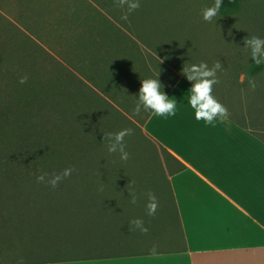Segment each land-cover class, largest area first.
<instances>
[{
  "label": "trees",
  "instance_id": "trees-1",
  "mask_svg": "<svg viewBox=\"0 0 264 264\" xmlns=\"http://www.w3.org/2000/svg\"><path fill=\"white\" fill-rule=\"evenodd\" d=\"M21 2L31 7L29 18L10 13L12 20L0 11V249L7 252V242L21 241L27 253L38 257L13 262L0 258V264L148 253L94 249L102 237L117 235L116 230L124 235L131 228L133 206L139 203V211L144 210V197L151 191L144 182L145 172L134 175L137 169L125 165L119 153H104L109 133L132 126L172 160L169 193L158 202V220L183 241L170 186V176L183 166L125 113L128 109L110 101L120 91L141 87L142 79L154 73L139 58V50L129 51L133 45L127 40L133 42L136 33L114 22L119 21L113 9L102 12L93 3L98 0ZM239 6L240 0H224L220 11L233 13ZM30 18L41 23L31 26ZM56 45H63L64 50L56 52L63 55L61 60L51 52ZM263 72L264 65L254 64L249 76ZM22 76L28 77L25 84L19 83ZM65 168L76 171L55 189L37 182L42 173L50 177ZM161 188L166 194L167 188Z\"/></svg>",
  "mask_w": 264,
  "mask_h": 264
},
{
  "label": "crops",
  "instance_id": "crops-1",
  "mask_svg": "<svg viewBox=\"0 0 264 264\" xmlns=\"http://www.w3.org/2000/svg\"><path fill=\"white\" fill-rule=\"evenodd\" d=\"M132 39L127 40L133 45L129 51L139 50V58L151 71L158 72L152 57L167 71L160 73V80L165 92L177 100V114L164 118L151 111L135 113L132 105L141 87L120 91L110 101L120 109L132 106L134 113L126 114L142 115L144 119L135 122L183 166L170 176L183 242L138 255L38 264H264L263 124L250 122L245 108L241 114L246 123L228 112L217 127L197 121L185 99L191 83L176 70H168L159 55L146 52L139 38Z\"/></svg>",
  "mask_w": 264,
  "mask_h": 264
},
{
  "label": "rangeland",
  "instance_id": "rangeland-1",
  "mask_svg": "<svg viewBox=\"0 0 264 264\" xmlns=\"http://www.w3.org/2000/svg\"><path fill=\"white\" fill-rule=\"evenodd\" d=\"M21 1L0 0V11L12 20H14L13 13L19 16L24 14L25 16L22 17L24 19L29 18L27 15L31 14L29 10L31 7L27 9ZM98 1L101 4L93 3L105 13L113 9L115 12H112L119 21L114 22L132 29L136 33L135 37L143 43L144 50L152 56L159 55L167 63L168 69L182 74L184 64L198 63L203 60L207 61L211 67L215 62H220L223 70L218 72L220 83L214 88L216 98L227 108L228 113L233 114L243 123L246 121L241 110L245 108L244 111L248 113L246 118L250 117V122L256 120L264 127V72L255 77L249 76L250 68L255 63L251 59L250 49L245 47L246 38L264 37V0H240V6L235 12L223 14L220 11L218 17L212 22L203 20L202 11L205 7L214 4L215 0H141V7L130 13L127 20L122 19L127 12L126 6H118L116 0ZM30 19H32V22H29L31 26L41 23V21L33 23V18ZM59 50H64L63 45H56V50L51 52L61 60L63 55L59 56L56 53ZM67 53L70 56V49ZM152 65L158 72L162 74L164 72L167 75V71L161 68L153 57ZM167 78L170 82L171 77ZM250 79L255 81V88L250 86ZM132 106L135 108L136 104ZM132 106L127 113H134ZM140 116L137 118L143 120V116ZM131 119L135 121L133 117ZM140 126L144 129L143 125ZM132 129L133 135L125 137L126 151L130 155L124 164L137 169L138 173L134 175L142 176L140 172H145L144 182L146 188L150 187L148 192L151 190L149 193L157 198L156 210L158 211L154 215H148L149 194L147 193L142 203L144 210L139 211L141 205L135 204L133 210L136 212L132 213L130 219H142L148 232L143 233L134 229L133 226L124 235L116 230L117 235L102 237L100 241H97L94 249L110 252L140 250L150 252L172 249L183 242L181 235H170V229L168 230L166 225L158 220L160 215L158 202L169 193L167 186L172 170L170 165L172 160L163 148L137 126H132ZM105 144L108 145V142ZM104 153L117 154L110 153L108 150ZM161 185L167 188L166 194ZM138 232L141 235H137ZM4 247L9 253L0 249V258L5 260L3 262L31 261L38 257L36 253H27V248L25 249L21 241L15 245L7 242ZM77 251L75 247L73 252ZM36 252L41 251L36 249Z\"/></svg>",
  "mask_w": 264,
  "mask_h": 264
},
{
  "label": "clouds",
  "instance_id": "clouds-1",
  "mask_svg": "<svg viewBox=\"0 0 264 264\" xmlns=\"http://www.w3.org/2000/svg\"><path fill=\"white\" fill-rule=\"evenodd\" d=\"M118 6L127 7V12L122 19L127 20L128 15L135 12L141 7V0H116ZM224 0H215L214 4L205 7L202 11V18L205 22H212L218 17ZM245 47L251 51V59L259 66L264 65V37L252 36L246 38ZM223 70L220 62H215L211 67L207 61L198 63L184 64L182 74L191 83L185 99L188 106L194 112L197 121L203 120L206 124L213 127L219 126L223 117L227 113V108L219 102L214 95V88L220 83L218 72ZM28 77L22 76L19 80L20 84H25ZM251 87L255 88L254 80H249ZM137 103L134 108L135 113L139 114L143 111H151L157 117H173L177 114L178 104L173 96H169L164 85L160 80V72H154L152 76L142 79V86L137 95ZM132 128H124L116 133H109L107 136V149L110 153H119L122 160L129 158V152L126 151V136L133 135ZM76 171L74 168H65L61 173L54 174L49 177L47 173H42L36 179L38 183H47L51 188L55 189L67 177ZM102 190V189H101ZM147 211L148 215H154L157 209V198L154 194L148 195ZM137 202L136 196L132 194L131 203ZM134 229H138L143 233L148 232V228L144 225L142 219L137 218L131 221Z\"/></svg>",
  "mask_w": 264,
  "mask_h": 264
}]
</instances>
